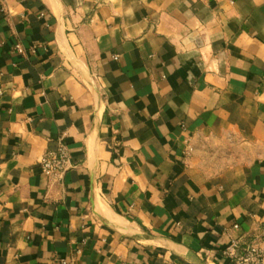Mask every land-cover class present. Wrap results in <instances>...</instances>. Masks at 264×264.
<instances>
[{
	"label": "crops",
	"instance_id": "0c3cea01",
	"mask_svg": "<svg viewBox=\"0 0 264 264\" xmlns=\"http://www.w3.org/2000/svg\"><path fill=\"white\" fill-rule=\"evenodd\" d=\"M0 90V264H236L264 221V0H0Z\"/></svg>",
	"mask_w": 264,
	"mask_h": 264
},
{
	"label": "built area",
	"instance_id": "2783aa9c",
	"mask_svg": "<svg viewBox=\"0 0 264 264\" xmlns=\"http://www.w3.org/2000/svg\"><path fill=\"white\" fill-rule=\"evenodd\" d=\"M15 47L19 52L25 49L21 43H16ZM38 162L43 175L49 182H61L67 171L76 165L72 160L67 143L63 140L59 142L55 150L44 154ZM253 250L254 248L248 249L243 246L237 237H232L231 242L224 248V253L234 257L236 264H254Z\"/></svg>",
	"mask_w": 264,
	"mask_h": 264
},
{
	"label": "rangeland",
	"instance_id": "374dc122",
	"mask_svg": "<svg viewBox=\"0 0 264 264\" xmlns=\"http://www.w3.org/2000/svg\"><path fill=\"white\" fill-rule=\"evenodd\" d=\"M254 231L248 235L242 245L248 249L254 248L252 256L254 264H264V221Z\"/></svg>",
	"mask_w": 264,
	"mask_h": 264
}]
</instances>
